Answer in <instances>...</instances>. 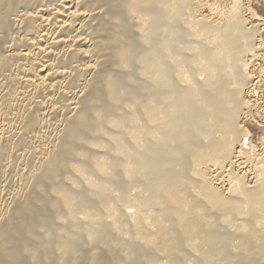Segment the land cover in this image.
Segmentation results:
<instances>
[{
  "label": "bare ground",
  "instance_id": "6f19581e",
  "mask_svg": "<svg viewBox=\"0 0 264 264\" xmlns=\"http://www.w3.org/2000/svg\"><path fill=\"white\" fill-rule=\"evenodd\" d=\"M206 3L0 0V264H264L258 32Z\"/></svg>",
  "mask_w": 264,
  "mask_h": 264
},
{
  "label": "rangeland",
  "instance_id": "374dc122",
  "mask_svg": "<svg viewBox=\"0 0 264 264\" xmlns=\"http://www.w3.org/2000/svg\"><path fill=\"white\" fill-rule=\"evenodd\" d=\"M201 1L203 4H205L207 2L206 4L209 6H210V4H215L218 2L217 4H219L220 9L224 10V11H226V9H229L231 6H233L235 1L240 3L244 8L242 11V14L244 16L246 15L245 16L246 20L248 19V22L246 21V25H247L246 27L248 29L250 28V30L253 29V31L256 30L258 32L257 33L258 35L255 38V39H257L255 42V46H257V47L259 46L258 47L259 51L257 52L258 54L257 53L256 54H257V56L258 55L259 56L261 55V56L258 58L256 57V60L258 59V61H256V60L254 61L256 54L254 57L253 56L247 57V62H249V65H250L247 73H248L249 78L251 79V82L248 83L249 86L247 85L248 90H247V86L244 90V93H245L244 94V100L246 98L245 102L250 105V108H249L250 111L247 110L246 112H244V115L242 116V118H240L241 124H239V125L241 128L244 129V131H246V133L247 132L249 133V134H247L248 135L247 139L249 140V145L247 147L252 149L250 147V146H252L253 151L250 150L249 148H247V150L251 151L252 154L255 151L254 155H261L262 156V154H264V83H263L264 82V72H263L264 71V69H263L264 68V30H263L264 29V0H201ZM209 11H210L209 9L208 10L204 9V11L202 12L203 16L209 15L210 14ZM253 12H255L254 13L255 15L253 14ZM249 16H251V17H249ZM256 16H257V18H256ZM258 30H260V31H258ZM256 31H255V33H256ZM261 43H263V44H261ZM252 62H255V63L253 64ZM251 76L252 77L255 76L253 78V80H252ZM253 83H254V85H253ZM250 84H252V85H250ZM245 113L248 115L246 116ZM241 120H243L244 122H242ZM250 142H251V145H250ZM236 158L233 159L234 161L231 164L232 166L229 165L227 167L226 171L230 170L229 172H231V170L234 169V171L232 170V172H235V174L237 173V175H239L240 177L247 178V180L244 178L246 181V184H247L246 186H250V187L254 186L253 184H255L256 180L254 179L255 173H253L254 171L252 172L251 165L249 163H248L249 164L248 165L247 161L241 160L242 159L241 157L238 158V156H237ZM235 159H236V161H235ZM240 160L242 161V163H240ZM244 161H245V163H244ZM235 162H237V163H235ZM233 164H235V166ZM228 168H229V170H228ZM223 185H224V183H223ZM224 188L226 190H228L230 188L228 182L227 183L225 182Z\"/></svg>",
  "mask_w": 264,
  "mask_h": 264
}]
</instances>
